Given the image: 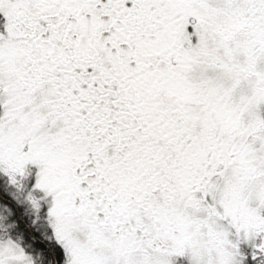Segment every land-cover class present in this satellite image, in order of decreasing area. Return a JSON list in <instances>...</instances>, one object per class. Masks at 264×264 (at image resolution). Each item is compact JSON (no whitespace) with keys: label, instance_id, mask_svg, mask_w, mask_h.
I'll use <instances>...</instances> for the list:
<instances>
[{"label":"snow or ice","instance_id":"6c2138e0","mask_svg":"<svg viewBox=\"0 0 264 264\" xmlns=\"http://www.w3.org/2000/svg\"><path fill=\"white\" fill-rule=\"evenodd\" d=\"M0 264H264V0H0Z\"/></svg>","mask_w":264,"mask_h":264}]
</instances>
